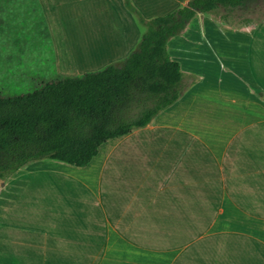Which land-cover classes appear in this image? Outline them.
<instances>
[{"label":"crops","instance_id":"crops-1","mask_svg":"<svg viewBox=\"0 0 264 264\" xmlns=\"http://www.w3.org/2000/svg\"><path fill=\"white\" fill-rule=\"evenodd\" d=\"M187 1L130 0L147 18ZM120 30L96 64L133 48ZM224 34L222 75L207 73L209 57L187 74L179 61L181 95L148 126L108 139L85 166L47 158L19 176L26 184L0 187V264H264V105L253 94L264 97V20ZM60 63L65 76L82 67Z\"/></svg>","mask_w":264,"mask_h":264},{"label":"trees","instance_id":"trees-1","mask_svg":"<svg viewBox=\"0 0 264 264\" xmlns=\"http://www.w3.org/2000/svg\"><path fill=\"white\" fill-rule=\"evenodd\" d=\"M263 3L188 0L165 15L145 18L124 0L145 30L121 63L58 77L20 95H0V187L5 174L43 158L85 166L108 139L148 126L182 92L183 72L168 51L169 39L199 12L250 10Z\"/></svg>","mask_w":264,"mask_h":264},{"label":"rangeland","instance_id":"rangeland-1","mask_svg":"<svg viewBox=\"0 0 264 264\" xmlns=\"http://www.w3.org/2000/svg\"><path fill=\"white\" fill-rule=\"evenodd\" d=\"M0 7H3L0 10V95L3 96L31 92L43 83L65 76L56 66L58 61L64 71L82 64L81 69L66 73L71 76L100 70L109 63L119 64L137 47L145 30L138 15L124 5V0H0ZM263 20L264 3L250 10L217 7L210 12H199L169 39L168 51L173 59L180 61L185 74L191 72L192 67L188 66L191 59L209 57L204 67L207 73L222 75L219 61L229 60L224 49L221 50L224 46L220 39L228 36L224 32L234 36L235 28L240 26L252 31ZM121 28L131 30L129 49L133 48L121 59L109 63L100 60L104 63L96 64L99 60L92 56L98 50L113 49L107 34L112 30L119 32ZM226 47L232 49L234 43ZM253 94L264 105L261 93L254 90ZM46 161L47 158L31 161L16 172L5 174L1 186L26 184L27 179L19 176L25 177L28 171L42 168Z\"/></svg>","mask_w":264,"mask_h":264}]
</instances>
